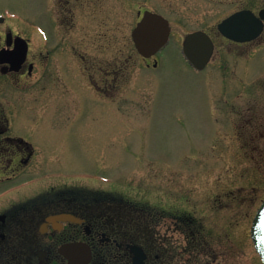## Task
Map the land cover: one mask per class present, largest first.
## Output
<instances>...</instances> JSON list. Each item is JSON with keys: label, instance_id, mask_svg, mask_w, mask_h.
Here are the masks:
<instances>
[{"label": "rangeland", "instance_id": "374dc122", "mask_svg": "<svg viewBox=\"0 0 264 264\" xmlns=\"http://www.w3.org/2000/svg\"><path fill=\"white\" fill-rule=\"evenodd\" d=\"M141 1L173 27L170 44L150 63L131 40L137 22L133 8L123 4L104 20L96 4L81 0L74 21L66 20L75 36L88 34L82 53L92 71L83 73L87 64L80 67L78 60L74 76L81 88L61 91L62 115L53 107L45 110L50 92L32 86L20 93L24 101L0 77V101L9 97L21 117L14 129L42 148L37 157L42 172L33 170L25 179L41 173L88 183L90 192H102L100 215L116 220L132 214L151 238L169 240L172 255L180 259L174 264H263L251 223L264 199V36L239 48L225 45L216 26L235 11L257 12L264 0ZM52 4L56 13L67 6L59 0ZM0 16L6 18L1 36L11 29L32 38L34 46L41 42L34 25L49 35L59 26L51 0H0ZM199 29L217 44L203 71L182 54L184 37ZM9 185L1 183L0 191ZM36 192L27 190L25 198ZM20 198L4 202L0 212ZM178 227L199 238L197 257L191 249L196 239L186 241Z\"/></svg>", "mask_w": 264, "mask_h": 264}, {"label": "flooded vegetation", "instance_id": "af4514ba", "mask_svg": "<svg viewBox=\"0 0 264 264\" xmlns=\"http://www.w3.org/2000/svg\"><path fill=\"white\" fill-rule=\"evenodd\" d=\"M87 1L90 6L96 4L98 15L104 20L103 16L110 15V12L119 13L123 4L125 8H133L137 22L131 30L132 41L133 32L144 13L151 11L147 10L146 3L141 0ZM59 2L61 4L64 2V6L66 3L68 7L71 5L72 7L69 9L66 6L67 11L59 9L60 12L56 13L57 10L54 9L51 0L54 21L59 25L58 30L56 27L52 28L54 34L49 35L41 26L46 32V39L38 34L41 42H37L36 47L32 38L11 29L7 30L4 36L0 35L1 42L3 41L0 50L4 48L14 50L17 37L26 40L28 45L27 57L21 63L19 56L16 55L10 57L8 55L3 59L6 60L5 63L0 61V77L6 78L5 82L10 87L18 89L19 96L24 101L20 93L30 90L32 86H39L41 92H50L51 104L45 110L48 111L49 107H53L56 115H62L59 111L65 98L61 97L63 94L61 91L81 88L78 86V76H74L75 65L80 66L78 60L82 63L80 67L85 68L87 64L83 73L92 71L89 69L90 60H87L86 54L82 53L85 45L89 44V36L87 33L76 36L73 33L75 9L79 8L76 6L81 0H59ZM261 10H264V7L253 12L259 16ZM68 18H71L72 22L67 23ZM210 36L212 37L211 34ZM260 36L251 41L238 42L218 32V38L225 45L230 44L239 48L259 43L264 31ZM212 39L216 48L215 39L213 37ZM133 45L135 47L134 41ZM143 59L148 63L151 61V59ZM85 61L87 63L84 64ZM96 63L100 65L98 59ZM102 71L106 73L104 69ZM92 86L97 89L96 85ZM59 88L61 90L58 91ZM5 100V104L0 101V184L11 185L0 191V205L17 196L22 198L16 204L11 202L5 210H2L4 212H0V264H71V260L61 253V248L68 244H80L83 249H90L91 259L89 262L84 261V264H136L139 250L144 256L145 264H174L180 260L172 255L169 240L164 238L159 243L151 238L150 230L143 224H138L132 214L121 213V218L118 216L116 220L110 215L102 216L98 209L102 203V194H100L102 192L99 190L97 191L99 193L90 192L91 190L86 188L88 183L58 181L49 178L50 176H41V173L37 177L25 179V176L31 175L33 170L42 172L43 169L37 159L42 153V148H38L28 138L17 133L14 124L20 121L21 117H17L16 106L9 97ZM34 121L38 124L39 119L36 118ZM21 178L24 180H20ZM25 183H29L28 189ZM27 190L37 192L25 198ZM27 204L30 205L26 207ZM29 210L36 215H27ZM177 232H184L186 241L194 237L197 243L191 249L196 251L195 257L201 254L199 250L201 245L197 236H187L181 227H178ZM21 233H23L22 237H19ZM78 259L83 261L85 256H78Z\"/></svg>", "mask_w": 264, "mask_h": 264}, {"label": "water", "instance_id": "95a60500", "mask_svg": "<svg viewBox=\"0 0 264 264\" xmlns=\"http://www.w3.org/2000/svg\"><path fill=\"white\" fill-rule=\"evenodd\" d=\"M243 16V13L236 14L228 20L224 21L220 25L221 31L227 33L229 26L238 21H241ZM158 18L159 17L156 15H148L144 20V23L141 25L140 31L137 32V35L135 37L138 50L145 57H150L151 55L156 53L161 47H163L165 43H167L169 34L168 27L162 30V28L158 26L156 29L157 33L151 36H147V34L145 33L147 31L146 29L149 23L157 21L156 24L161 25L159 24L160 20ZM250 38H252V36H250ZM183 52L186 58L196 69L202 70L207 66V64L211 60L213 54V43L206 33H193L187 36L184 42ZM252 236L255 241L257 250L260 253L262 259L264 260V204L254 221Z\"/></svg>", "mask_w": 264, "mask_h": 264}, {"label": "bare ground", "instance_id": "6f19581e", "mask_svg": "<svg viewBox=\"0 0 264 264\" xmlns=\"http://www.w3.org/2000/svg\"><path fill=\"white\" fill-rule=\"evenodd\" d=\"M262 35H263V33H262ZM261 37V36H260Z\"/></svg>", "mask_w": 264, "mask_h": 264}]
</instances>
